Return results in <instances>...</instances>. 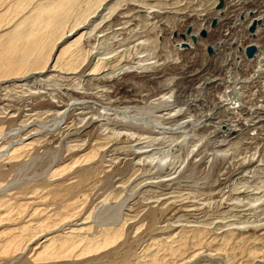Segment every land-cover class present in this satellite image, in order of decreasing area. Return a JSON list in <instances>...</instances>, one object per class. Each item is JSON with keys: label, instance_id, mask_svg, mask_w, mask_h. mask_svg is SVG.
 I'll return each instance as SVG.
<instances>
[{"label": "bare ground", "instance_id": "obj_1", "mask_svg": "<svg viewBox=\"0 0 264 264\" xmlns=\"http://www.w3.org/2000/svg\"><path fill=\"white\" fill-rule=\"evenodd\" d=\"M30 3H32V0H0V19L6 18L5 16L9 12L13 13L0 24V91H7L12 84L11 87L20 88V91L28 97L30 94H40V97H43V100L46 101V105L41 102L39 107L37 105L33 106L35 107V113L24 115L26 117L24 121L20 120L21 118L18 119L21 121L19 126L11 128L8 132L5 130L4 132L2 130L3 127L0 128V156L5 154L9 155V157L16 156L17 158L23 154L22 156L24 157L26 152L20 153L27 148L34 146L43 147L51 144L54 146L56 156L57 154L61 156L59 153L62 152L63 154V151H66V155L69 156L67 158L71 159L67 163L61 158L62 161L55 163V160L60 158L57 157L52 164L51 175L56 176L63 172L74 170L77 167L79 168L77 182L65 183V190L68 192H71L74 186L78 187L87 174L94 173V169L98 167L102 169L101 172L107 174L115 173L116 176H118L117 174L126 175L131 172L127 180L133 182V188L132 194H129L134 198L140 199L142 205L148 207L149 217L153 216L155 210H160L163 213L166 209L168 211L174 210L173 218L176 221L182 220V218L185 219L188 216L189 218L192 217L194 224H188L186 218L187 224L181 225L184 229L187 226L191 228V231L196 232L192 236L199 235V237H202L203 231L208 234V228L211 224L217 226L216 228L218 231L220 229V233L227 230V233L233 234L246 231L247 228H254L264 235V219H260L264 215V210L260 211V209H263L261 205H264L263 194L261 195L264 192V184L256 186V184H250L249 180L243 181L239 182L240 186L236 187L232 192H226L221 186L223 183H219L217 177L224 176L222 180L225 179L229 182L233 179L237 183L235 181L236 178L240 174L253 171L254 168L252 167H254L255 163L263 160L264 154L259 149L251 152L247 148L248 151L242 146L243 144L238 147L240 143L235 139L236 135L234 137L232 135L239 129L234 127L236 123L235 125L226 123L225 131L221 127L215 126L216 120H225L227 113H232L231 109L235 105L238 106L235 100L238 96L239 99L242 98L241 101H243L244 105H247L244 102L245 100H243L244 98L246 100L252 98L251 100L254 99L256 101L255 105H250V109L255 108L256 111L243 121L244 123L246 122L245 124H249L247 123L248 121L257 123L264 121V0H258L251 6L237 4L233 8L228 3L223 4L219 8V13L226 12H224L223 16L218 15V18L217 16H210L205 28L211 32L208 40L211 42L213 54L215 52V55L218 56L217 58H220L218 60L220 67L215 66V70H210L209 68L200 69V67L199 69H192L189 65L191 72L188 71V67L185 68L187 65L183 62L184 59L172 58L171 62L173 63L169 62L167 65L163 64L167 62V56L160 57L159 61H155L151 54L153 53L154 55L155 50L151 48V56L149 52L146 53L149 58L145 54L141 55V52L138 55L136 53L138 51L134 49L138 46L132 48L133 43L130 46L131 48L125 50L126 53L122 50L123 54H119L120 52L115 50V47L108 48V43L112 44L114 40L118 41L116 34L113 35L115 36L113 37L114 39L111 38L113 42L109 40L107 43V38L100 40V38L108 36V32L106 34L102 33V35L98 34L100 33L98 31H105L101 30V22L97 24V21L102 19L104 10L110 4L109 0H39L37 3L34 2L35 4L24 12L23 9ZM212 18H216V24L212 26L216 27L215 29L211 28ZM253 19H259L260 22L256 24L253 31H249L247 26ZM217 23L218 26H216ZM242 23L245 24L242 25ZM239 24L240 26H235ZM192 30H190V33L184 34V39L182 37L178 39L177 44L179 47H184L181 44L183 40L190 44L189 47H193L194 43L191 41L190 34L194 33L198 38L200 36V28L193 32ZM92 35L99 38L97 43L91 40ZM70 38L73 39L65 44ZM137 39L134 40L136 41ZM92 41L94 44H92ZM130 41H133L132 38ZM137 41L141 40L138 39ZM144 42L142 39L139 45ZM249 43H253L256 46L252 56H247L244 52L245 46ZM126 44L125 46H127ZM232 45L235 46L232 47ZM227 47L231 48L229 50L233 54V59H231L232 61L230 60V63L241 67L242 75L240 76L242 78L238 77V85L237 83L236 85L235 83L231 84L233 81L226 76L227 74H220L221 70H223L221 66H224L225 62L228 61L227 59H222ZM109 49H114V51H107ZM118 54L117 59H110ZM132 55L133 57H131ZM192 62L195 65L193 60ZM161 63L164 65L163 68L160 65ZM107 64H110L109 68H107ZM154 67H160V70L156 71V73H150ZM176 67L179 68L175 69ZM130 68L132 70L134 68V71L144 68L146 70L144 74L138 75L139 89H133V84L127 79L128 73L131 72ZM110 69L112 73L116 71H119V73L123 72V77L111 79L108 72ZM69 74H77V77L81 76L80 80L84 81L83 83L81 81L80 83L78 82L81 87L68 84L66 83L67 81L65 83L58 81L59 79L65 80V78L71 79ZM226 82H231L230 84H225L226 87L230 86V88L226 89L224 88L225 86L223 87L225 91L231 92L230 99L223 96L224 98L221 97L216 102L215 92H218V88L220 89ZM54 83L57 84L55 86L57 88L51 91L52 88L49 85ZM115 86H119V88L111 90ZM252 86H254V89L253 93L251 92L250 94ZM128 87L133 89L134 93H129V95L125 93L124 91L131 90L127 89ZM80 88L84 90L82 91ZM228 93L227 95H229ZM105 96L107 97L105 98L106 102L103 101ZM6 97H2L0 100V115L1 113L3 114L0 117L12 119L14 115L12 110L8 109L10 105L7 103L9 99ZM44 107L45 111L43 110L44 112H42L40 109H44ZM116 109L122 110L125 116L117 114ZM212 112H214L213 115ZM126 117L130 118V121ZM228 121H230L229 118ZM32 126L36 127L29 130ZM211 127H216V129L214 130L213 128L214 131H212L210 130ZM89 128H92L93 131L95 130L96 135H92V132L89 133ZM26 129L29 131H25L27 133L24 136L19 139L14 138L9 140V142L6 141L5 137H8V134L10 136L16 135V133ZM56 134L58 135L57 137L55 136ZM18 135L21 136V134ZM27 150L29 151V149ZM173 150L175 153H172ZM231 150L234 153H230L232 152ZM7 162L9 163V161ZM121 163L126 167L125 171L121 169ZM250 168L251 170H249ZM255 168L257 169V167ZM199 171L202 172L199 173L200 175L197 174ZM212 175H215L216 180L210 182ZM118 179L121 178L118 177ZM118 179L117 181L122 183L119 186H123L126 182L129 183ZM217 186L221 189L217 188ZM215 189L216 191H213ZM32 192L35 195H26L25 199L36 197L39 199L37 201L46 200L45 195L37 194V189ZM132 196L130 197L133 199ZM81 197H73L72 199L74 200L67 198L68 202L64 207L66 209L70 208V211H66L63 215L62 213H56L55 221L52 223H48L45 220L41 221L37 224L39 225L37 226L39 227L38 230L35 233L33 232L24 242L25 247L33 251V256L31 257H34L33 260L35 262L44 260L57 261L71 256H86L95 251L98 252V250L116 238L118 229L121 226L119 216L125 215L122 209L125 208L127 204L125 201H128L129 197H124L123 205L119 204L117 212L114 210L116 215H113L116 217H113L116 218V221H118V218L120 219L117 222L120 223L119 226L113 227L116 230L115 234H112L109 229H103V232L99 230V235L93 238H88L87 235L86 237L76 238L71 235L81 234L82 232L88 233L93 221L90 220L92 218L97 219L98 216L97 213L95 214V209L88 212L87 209L89 208L85 209L88 212L86 216L81 214V210L77 209L78 202L81 199L85 200L87 194L83 193ZM124 202L126 203L125 205ZM106 204L108 203L106 202ZM34 206L28 211V213L31 212L30 215L36 210L39 211ZM115 206L117 208V205ZM226 208H229V210L226 211ZM1 209L3 210L4 208L2 207ZM2 212L5 213L0 212V219L2 216L12 221L15 219L12 212L10 213L7 209ZM21 214L19 215L22 216ZM216 214H219L217 217H221L222 220H216L217 218L214 220ZM136 215L133 214L129 216L130 218L126 216V219L134 221L133 216ZM142 217L147 218V213ZM253 217L255 220L250 222ZM205 219H212L211 223H205L203 221ZM100 223L102 224V222ZM108 224L110 226V223ZM62 225L67 227L62 229L63 233L60 232L61 234H66L65 236H59L58 233ZM135 225L137 229L141 226L138 222ZM25 227H28V225L22 227V229ZM221 228L226 229L221 230ZM19 230L18 232H21ZM218 231L214 230L216 233H219ZM79 234L76 235L78 236ZM190 234L192 233L190 232ZM222 235L224 234L222 233ZM201 237L196 238V240H200ZM194 238L190 241H195ZM10 241L11 239L2 243L0 240L1 246H3L0 251L1 254L10 252L9 249L11 247L9 248V246L13 247L14 245H10L9 243H12ZM31 243L33 244L31 245ZM25 247L24 249L26 250ZM187 248L188 250L184 248L187 251H181L179 248L170 246L163 257L149 260L150 264H190L201 252L198 253L199 250L197 248L192 251L191 246V249ZM203 249L205 251L204 247ZM261 256L257 255L254 256V259L252 258L254 264H264V258Z\"/></svg>", "mask_w": 264, "mask_h": 264}, {"label": "rangeland", "instance_id": "obj_2", "mask_svg": "<svg viewBox=\"0 0 264 264\" xmlns=\"http://www.w3.org/2000/svg\"><path fill=\"white\" fill-rule=\"evenodd\" d=\"M12 1H14V0H12ZM38 1L39 0H37V1L32 0V3H30V5H28L25 9H23L24 12H26L27 8H29L33 4H35L34 2L37 3ZM109 1H110V4H109L108 8L104 10L105 12L102 15V19L100 21H97V24H98V22L99 23L101 22V26H100L101 30L105 31V32L98 31V32H100L98 34L102 35V33L106 34L108 32V34H107L108 36L102 37V38H100V40H105L107 38V43L109 42V40H111L113 42L112 39H114L113 37H115L113 35L116 34V37L119 41L118 42V41L114 40V42L112 44L108 43L109 44L108 48H110V47L114 48L115 47L114 49L117 50L118 52H120L119 54H123V51H124V53H126L125 50H127L128 48H131V47L133 48L135 46H138L137 47L138 49L136 47L134 48V49H136V51L139 52V53L138 52H136V53L138 55L141 53H142L141 55L145 54V56L147 58H149L150 50L154 49L155 50L154 55H153V53H151V54H152L153 58H155V61L156 60L159 61L160 57L167 56L168 57L167 62L163 63L164 65H167L169 62H171L172 58H177V59L180 58L179 60L184 59L185 61L183 60V62L185 63V65H187L185 68L188 67L187 69L189 72H191V70L189 69V65H190V68H192V69H196V68L199 69V67H200V69L201 68H209L210 70H215L214 69L215 66L220 67V65L218 63L219 62L218 60H220V58H217L218 56L215 55V52H214V54H213V52L209 53V52H207L206 48H204V47H206L207 44L211 45V42L208 40V37L210 36L209 34L211 32H209V30H207V28H205V26H207L206 22L208 21L210 16H212V17L217 16V18H218V15L223 16L224 12H225L224 11L222 13H219L220 10L215 7L217 0H109ZM226 1H227V3L232 2L234 4V7H235V5H237V4H241V5L243 4L242 6H251L258 0H252V1H250V0H226ZM11 14H13V13L9 12V14H7L5 16L6 18L0 19V24L4 20H7L11 16ZM214 14H215V16H213ZM189 25L192 26V29H193L192 32L194 30H196L197 28H200V29L205 28V30L207 31V35L205 37L199 36L197 42H195L193 44L194 48L189 47V46L179 47L177 44V41H178V39L181 38L180 33L187 34L186 27ZM239 25H236V26H239ZM216 26H218V23ZM211 28L215 29L216 27L211 26ZM240 28L242 29V27H240ZM131 38L133 41H135L134 39H137V38L141 41L143 39L145 42L147 41V43L145 44V42H144L142 45L141 44L139 45V43H141V41H137L138 40L137 39L135 42H133V41H130ZM72 39L73 38H70L69 40H67L65 42V44L70 42ZM98 39H99L98 37H95V36L93 37V35H92L91 40H93L94 42L97 43ZM94 42L92 44H94ZM129 42H130V44H128ZM125 44L127 46L129 45V47L125 46ZM131 44L133 46H131ZM234 46L232 45V47H234ZM114 49H109L107 51H111V50L114 51ZM229 49H231V48L230 47H227V49L225 48V51H224L225 53L223 54L225 56V58H223L224 56L222 55L223 56L222 59H227L229 62L226 60L228 63L225 62L224 66L223 65L221 66V68H223V70H221L220 74H222V73L227 74L226 76L230 77V80L232 79V81H233L232 83L231 82L230 83L231 84L235 83V85H236V83L238 82L237 81L238 77L242 78V76H240V75H242V71L240 69L241 67L236 66L233 63H230L232 61L231 59H233V57H232L233 54L230 53ZM132 51H133V49H132ZM142 51L145 53H143ZM148 52H149V55L146 54ZM119 54L113 58H110V59H117ZM229 54H230V56H229ZM131 57H133V55ZM146 57H144V59H146ZM153 58H151V59L154 61ZM191 59L195 62V65ZM188 60H189V62H188ZM171 63H173V62H171ZM163 64L162 63L160 64L162 68L164 67ZM109 66H110V64H107V68H109ZM159 68L160 67H154L150 73H156V71L160 70ZM178 68L179 67H176L175 69H178ZM145 71H146L145 68L142 70L136 69L135 71L133 68V70L131 69V72L128 73L127 79L131 82V84H133V89H139V82H138L139 76L138 75L144 74ZM233 71H235V72H233ZM108 72H109L111 79L119 78L121 76L123 77V75H124L123 72L119 73V71L112 73L111 69ZM69 75H70L69 77L71 79L65 78V80L59 79L58 81L59 82L62 81L64 83L67 81L66 83H68V84L70 83L71 85L74 84V85H78L79 87H81V84H79L81 81L80 80L81 76L77 77L78 76L77 74L76 75L69 74ZM131 78H133V79H131ZM70 80H71V82H70ZM234 80H236V81H234ZM83 82L84 81L82 80L81 83H83ZM134 82H136V83H134ZM227 83H229V82L224 83V85H222L220 87V89L221 88L222 89L220 90L218 88V92H215L214 96H215L216 102H218L221 97L222 98L225 97L227 99H230L231 92H229L228 90L225 91V89H224V88H226V89L230 88V86H227V87L225 86V84H227ZM68 84H67V86H69ZM11 85L9 86L10 88L7 91H0V100L2 99V97H6V95H7L6 98L9 99V101L7 103L10 105L8 109L12 110V114L14 115L13 116L14 118H12V119H8V118L4 119V118L0 117V121H1L0 122V128L3 127L2 130L3 131L5 130L7 132L11 128L19 126V124L21 122L20 120L24 121L26 119V117L24 115L30 114V113H35V111H34L35 107H33V106L37 105L39 107L41 102L43 104L46 102L45 100H43L44 99L43 97H40V94H33V95L30 94L28 97L22 91H20V88H16L13 86L11 87ZM237 85H238V83H237ZM50 86L52 88L51 91H53L54 88H57V87H55V86H57V84H55V83L53 85H49V87ZM134 86H136V88H134ZM116 87L117 86H115V88H113V89L111 88V90L119 88V86L117 88ZM253 87L254 86L251 87L252 89L250 88V94H251V92L253 93V89H254ZM238 88H240V86H238ZM127 89H131V88L128 87ZM133 89L128 90L129 92L127 90L124 92L129 95V93L130 94L134 93ZM80 90L83 91L84 89L80 88ZM23 91H26V90H23ZM224 92H226L225 95H224ZM238 92L240 95L241 94L240 90ZM227 93L229 95H227ZM246 94L249 95L247 92H246ZM37 95H38V97H37ZM21 96H22V98H21ZM105 98H107V97L105 96L103 98V101L106 102L107 100ZM47 99H48V97H47ZM251 99L246 100L244 98L243 99V100H245L244 102L247 103V105H244L243 101H241L242 98L239 99V96H238L235 99L237 101L238 106L235 105V107L231 109L232 113H230V114L227 113V116H225L226 117L225 120L224 119L216 120L215 126L217 125L218 127H221V129L223 131H225L226 127H227V126H225L226 123H231L232 125H235V123H236V125L234 127H236V129L239 128L238 129L239 131L238 130L235 131L234 134H232V135H233V137L236 135L235 139L238 141V143H240L238 147H240V145L243 144L242 146L246 149L248 148L251 152H255L259 149V151L261 150L262 153L264 154V121H262L260 123L248 121L247 123H249L250 126H249V124H245L246 122L245 123L243 122L247 118H249L250 115H253V113L256 111L255 108L250 109L251 104L252 105L256 104V101L254 99L253 100H251ZM239 103L241 104L240 106H239ZM45 105H46V103H45ZM43 106H42V108H43ZM40 110L42 112H44L45 107H44V109H40ZM116 113L119 115H124L122 110L116 109ZM213 114H214V112H212V115ZM2 115L3 114L1 113L0 116H2ZM43 117H45V116H43ZM228 118L230 121H228ZM18 119H20V120H18ZM126 119L130 121V118L126 117ZM238 119H239V121H238ZM222 121H224V122H222ZM225 121H227V122H225ZM250 122H252V123H250ZM239 123H240V125H239ZM240 126L241 127L243 126L242 128H244V129H242ZM35 127L36 126H32L29 128V130H31ZM216 127H211L210 130L214 131L216 129ZM213 128H214V130H213ZM29 130L26 129L20 133L18 132V133H16V135L11 134L12 136H10V134H8L7 135L8 137H5L6 141L9 142V140H12L14 138L19 139L20 137L24 136V134L27 133ZM88 130L90 131L89 133L92 132L91 133L92 135H94L96 133V131L94 130L95 131L94 132L92 128L91 129L89 128ZM25 131H27V132H25ZM18 134H21V136ZM55 136L57 137L58 135L56 134ZM237 136H238V138H237ZM237 141H236V144H237ZM52 144L57 145L58 143H52ZM257 146H259V147H257ZM30 148H27V149H29V151L27 149H25V150H23V152L20 153V154H22V153L26 152L24 154V157L22 156L23 154L19 155L21 157H17L18 160H21V161H18L16 156L15 157H9V155H5V154L3 156L2 155L0 156V187H1L0 188V195L2 196V197L0 196V207L4 208L3 210L0 208V212L4 214L5 212H2V211H5L7 209V211H9L10 213L12 212L13 216H15V219L13 221L11 219L9 220V219L5 218L4 216H2V218L0 219V222H1L0 223V236H1L0 240H1V242L5 243L7 240L11 239L10 242H12V243H9V244L10 245L14 244L13 247L9 246V248L11 247V249H9L10 250L9 253H2L1 254V252H0V264H146V263L150 264L149 260H152L153 258H157V257H158V259H160L161 256L162 257L164 256L165 251L166 250L168 251V248L170 246H173L175 248H179V249H181V251H187L188 250L187 247L190 248V246L192 248V251L197 248L199 250L198 253L199 252H201V253H200V255L195 257V259L190 264H192V263L193 264H226V263L227 264H254V262L252 260V258L253 259L255 258L254 256H257V255L261 256L262 255L261 257L264 258V235H262L261 232L255 230L254 228H252V229L247 228L246 231L244 230L243 232L241 231V232L233 233L234 235L227 233V230H224L226 228H221V230L222 229L224 230L222 232L224 235H222V233H220V229L218 228L219 229V231H218L216 228L217 226H213L211 224L210 227L208 228L209 233L206 234L207 232L203 231L204 232L202 234L203 238L200 236L201 239L196 240V238L197 239L200 238L199 235L198 236H192L193 233L195 234L196 232L191 231L190 227L185 226V229H184V227L181 226L182 224H187V221H185L186 218H187L186 220H188V224H194V219L192 217L189 218V216H188L185 219L182 218V220L176 221L173 218L174 210L168 211V209H166V211L163 213L160 210H155V212L153 213V216L151 215L149 217L150 212H149V209H147L148 207L146 205H142V202L140 201V199L134 198L132 195L129 194V193L132 194V188H133V182H131V180L130 181L127 180L129 175L131 174V172L127 173L126 175L117 174L118 176H116L115 173H111L113 175H111L110 173L109 174L103 173V172H101L102 169L100 167H98V168L94 169L95 170L94 173H92V172L90 173L91 176L89 174H87V176L83 180V182H80L81 185L79 184L78 187L74 186L72 191L68 192L65 190V188H66L65 185L68 182H70V184L77 182L76 179L78 177L77 174H79V168L77 167L74 170L72 169L71 171L63 172L60 174L62 176L51 175V173H52L51 171L53 169L52 164L54 163V160L57 159V157L58 158L60 157V158L55 160V163H57L58 161H62L61 158L64 159L63 160L64 162L67 161V163L71 161V159L67 158L69 156L66 155V151H63V154H62V152L59 153V154H61V156L58 154L56 156L55 155L56 152H54V146H52L51 144L43 146V147L42 146H39V147L34 146L31 148L32 150ZM231 151L232 152H230V153H234L233 150H231ZM172 153H175V151L173 150ZM238 155H240V154H238ZM5 156L8 158H6ZM9 158L11 161L9 160ZM258 158H259V156H258ZM7 161H9V163ZM263 161H264V158H263V160L255 163L254 167H252V168H254L253 171H250L251 173L248 171L247 173L245 172L244 174H240L239 177H237L235 180V181H237V183L234 182L233 179H231L229 182H227V180H225V179L222 180V178L224 176H221V177L217 176L219 183H223L221 186L223 187L224 191L232 192V190H234L236 187L240 186L239 184L241 182H243V181L245 182L248 180H249L248 182H250V184H253V185L256 184V186H262L264 184V162ZM120 166L122 167V168L120 167L122 170H124L126 168V167H124V164H122V163L120 164ZM255 167H257V169ZM249 170H251V168ZM254 172L257 174H255ZM199 173H202V172H200V171L197 172L198 175H200ZM118 177L121 179H118ZM68 178H71V179H68ZM195 178H198V177H195ZM117 179L121 180V181H123V180L128 181L129 183L126 182L123 186H119L120 184L122 185V183L120 181H117ZM73 180H75V181H73ZM215 180H216L215 175H212L210 182H213ZM61 182H63V183H61ZM218 187L219 186H217V188ZM34 189L38 190V193H37L38 195H42V194L45 195L46 200L45 201L44 200L43 201H41V200L37 201L39 199H37L36 197H33L34 199L33 198L25 199L26 195L27 196L35 195V193L32 192ZM216 189L213 191H216ZM251 189H253V188H251ZM263 189H264V187H263ZM83 193L87 194V198L85 200L81 199L82 201L79 200V202H78L79 205H78L77 209L81 210L80 212L82 215L84 214V216H86L88 214V212H90L91 210L95 209V214L96 213L98 214L97 219L98 218L99 219L97 220L95 218L94 219L92 218L90 220V221H92V220L93 221L91 223L92 227L89 229L88 233L82 232L81 233L82 235L79 233H76V234L80 235V236L78 235L79 237L76 234L71 235V236H75L76 238H80L81 236L86 237V235H87L88 238H93L94 236L99 235V230H100V232L101 231L103 232V229H109V231L112 232V234H115L116 230H114L113 227H117L121 223V226L118 229V233H117L116 238L112 242H110L111 244L109 243L108 245H106L107 247L105 246V247L101 248L100 250H98V252L95 251L94 253L86 255V256H81V257L80 256H77V257L71 256V257L64 258V259L57 260V261H55V260L45 261L44 260V261H36L35 262L33 260L34 257H31V256H33V251H31L30 248H26L24 242H26L27 238L33 232L35 233L38 230L39 227H37V226H39V225H37V224H39L41 221L45 220L48 223H52L55 221V217L57 214L62 213V215H63L66 211L69 212L70 208L66 209L64 207V205L68 202V199H72L73 197L74 198H78V197L82 198L81 194H83ZM262 194H263V198H264V192L261 193V195ZM130 196H132L133 199ZM124 197L125 198L129 197L128 198L129 200L126 199L128 201H125L127 204L124 202V205L126 204L125 208L122 207L125 209V210L122 209V211H124L125 215H123V214H122L123 216L120 215L119 217H120L121 221H120V223H117V222H119L120 219L118 218L117 219L118 221H116V218H115L116 214L115 213L118 210L119 204L123 205L122 201H124V199H125ZM47 198H49V199H47ZM72 200H74V199H72ZM72 200H69V201H72ZM106 202L108 204H106ZM101 203L104 204V207H103V204H101ZM263 204H264V199H263ZM32 205L33 206L35 205L34 207L38 208L39 211L36 210L35 212H32V215H30L31 212L28 213V211H30L32 209V207H33ZM115 205H117V208ZM261 206L263 209H260V211L264 210V205H261ZM24 208H25V210H24ZM87 208H89V209H87ZM104 208L106 209L105 211H104ZM129 208H130V210H129ZM85 209H87L88 212ZM14 210H16V211H14ZM114 210H116V212ZM225 210L228 211L229 208L228 209L226 208ZM17 211H19V212L17 213ZM172 211H173V213H172ZM126 212H128V213H126ZM138 212H139V214H138ZM44 213H45V215H44ZM145 213H147V215H148L147 218L142 217L145 215ZM263 213H264V211H263ZM19 214H21L22 216H20ZM113 214H115V215H113ZM133 214H137L136 216H133L134 221L132 219H126V216H127V218H130L129 216H131ZM100 215H101V219H100ZM217 215H219V214H216V217L214 218V220L216 218H217L216 220H220V219L222 220V218L217 217ZM113 216H115V217H113ZM260 219H264V215H262V217H260ZM25 220H27V221H25ZM211 220L212 219H205L203 221L205 223H211ZM253 220H255L254 217L251 218L250 222ZM8 222H10V223H8ZM100 222H102V224ZM137 222H138V224L141 225L138 229L136 228L137 226L135 225ZM173 222H175L176 224ZM103 223H105V224H103ZM108 223H110L111 227L109 226ZM171 223H172V225H171ZM200 223L204 224L203 222H200ZM91 224H88V225H91ZM122 224H123V226H122ZM26 225H28L29 228L25 227L24 229H22V227H24ZM104 226H106V227H104ZM15 228H16V230H15ZM60 228L61 229L58 232L59 236L64 235V234H61V233H63L62 229H64V228L66 229L67 227L65 225H62ZM205 229H207V228H205ZM215 229L219 233L214 232ZM12 230H14V231L12 232ZM18 230L21 232H18ZM190 232L192 234H190ZM18 233H20V234H18ZM22 233H24L25 235ZM212 236H214V237H212ZM193 237H195L194 238L195 241H190L193 239ZM98 238L101 239L102 237H98ZM218 238H220V239H218ZM210 240H211V242H210ZM201 242H203V244H201ZM32 244L33 243H31V245ZM178 245H181V246H178ZM201 245H202V247H201ZM183 246L187 250H185L183 248ZM2 247L3 246H1V243H0V251H1ZM24 247L26 248V250L24 249ZM203 247L205 248V251H204ZM251 251H252V253H251ZM11 252H12V254H11ZM16 252L17 253L19 252V253L17 254ZM211 253H213V254H211ZM148 255H149V257H148ZM209 255H210V257H209ZM212 255H213V257H212Z\"/></svg>", "mask_w": 264, "mask_h": 264}, {"label": "water", "instance_id": "obj_3", "mask_svg": "<svg viewBox=\"0 0 264 264\" xmlns=\"http://www.w3.org/2000/svg\"><path fill=\"white\" fill-rule=\"evenodd\" d=\"M223 1L224 0H218V2L216 3V8H221L222 7V5H223ZM258 22H260V20L259 19H253L252 21H251V23H250V25H249V27H248V29H249V31H253L254 29H255V27H256V24L258 23ZM215 23H216V18H212V20H211V25H215ZM192 29V26H187L186 27V31H187V33H190V30ZM205 34H206V30L204 29V28H201L200 30H199V35L200 36H205ZM191 35V41H192V43H195V42H197V40H198V38H197V35L196 34H194V33H191L190 34ZM180 37H182V39H184V37H185V35L183 34V33H180ZM183 46H190V44L189 43H187L186 41H182V43H181ZM206 50H207V52H213V48L211 47V45H207L206 46ZM255 50H256V46L253 44V43H249V44H247L246 45V47H245V54L247 55V56H252L253 54H254V52H255Z\"/></svg>", "mask_w": 264, "mask_h": 264}, {"label": "built area", "instance_id": "obj_4", "mask_svg": "<svg viewBox=\"0 0 264 264\" xmlns=\"http://www.w3.org/2000/svg\"><path fill=\"white\" fill-rule=\"evenodd\" d=\"M225 4H227V1H226V3H225ZM228 5H230V7H231V8H233V7H234V4H233L232 2H228ZM244 24H245V23H242V25H244ZM242 25H241V26H242ZM235 26H236V25H235ZM239 26H240V25H239ZM247 27H248V26H247Z\"/></svg>", "mask_w": 264, "mask_h": 264}]
</instances>
